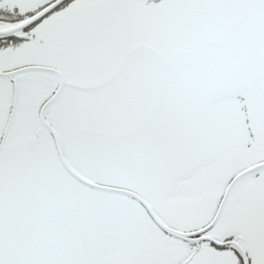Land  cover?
<instances>
[{
    "label": "snow or ice",
    "instance_id": "snow-or-ice-1",
    "mask_svg": "<svg viewBox=\"0 0 264 264\" xmlns=\"http://www.w3.org/2000/svg\"><path fill=\"white\" fill-rule=\"evenodd\" d=\"M0 264H264V0H0Z\"/></svg>",
    "mask_w": 264,
    "mask_h": 264
}]
</instances>
